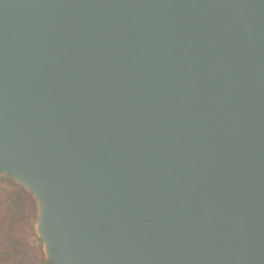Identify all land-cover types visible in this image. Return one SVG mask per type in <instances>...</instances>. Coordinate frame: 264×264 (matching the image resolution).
Listing matches in <instances>:
<instances>
[{
    "label": "water",
    "instance_id": "water-1",
    "mask_svg": "<svg viewBox=\"0 0 264 264\" xmlns=\"http://www.w3.org/2000/svg\"><path fill=\"white\" fill-rule=\"evenodd\" d=\"M0 177L46 264H264V0H0Z\"/></svg>",
    "mask_w": 264,
    "mask_h": 264
},
{
    "label": "rangeland",
    "instance_id": "rangeland-1",
    "mask_svg": "<svg viewBox=\"0 0 264 264\" xmlns=\"http://www.w3.org/2000/svg\"><path fill=\"white\" fill-rule=\"evenodd\" d=\"M0 186L14 199L9 208V220L0 222V264H46L42 243L34 229L35 202L24 189L7 178L0 177ZM17 189L18 196L14 194Z\"/></svg>",
    "mask_w": 264,
    "mask_h": 264
},
{
    "label": "trees",
    "instance_id": "trees-1",
    "mask_svg": "<svg viewBox=\"0 0 264 264\" xmlns=\"http://www.w3.org/2000/svg\"><path fill=\"white\" fill-rule=\"evenodd\" d=\"M18 190L19 189H17L14 193L16 196H18V193H17ZM13 201H14L13 196L8 195V190H6L5 187L0 186V222H6L7 220H9V216H10L9 208Z\"/></svg>",
    "mask_w": 264,
    "mask_h": 264
}]
</instances>
